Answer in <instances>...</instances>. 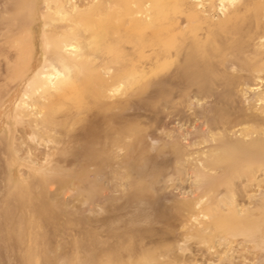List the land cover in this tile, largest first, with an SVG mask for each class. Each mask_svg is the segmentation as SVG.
Segmentation results:
<instances>
[{
  "label": "bare ground",
  "instance_id": "bare-ground-1",
  "mask_svg": "<svg viewBox=\"0 0 264 264\" xmlns=\"http://www.w3.org/2000/svg\"><path fill=\"white\" fill-rule=\"evenodd\" d=\"M0 56V78L10 82L0 105L24 84L4 116L12 140L3 130L0 162L11 151L44 174L28 181L33 187L80 189L82 205L106 206L108 216L87 228L101 236L87 235L89 264H196L217 252L201 246L215 235L249 247L264 235V195L252 199L253 209L236 208L251 184L264 182L256 176L264 172V90L256 91L264 86V0H0ZM244 86L253 90L249 112ZM157 97L167 110L153 104ZM176 120L194 129L161 138L159 126ZM147 137L160 145L149 148ZM184 167L195 198L160 202L165 178L185 177ZM117 179L122 200L110 195ZM192 217L209 225L193 228ZM183 234L192 241L179 253Z\"/></svg>",
  "mask_w": 264,
  "mask_h": 264
},
{
  "label": "rangeland",
  "instance_id": "rangeland-1",
  "mask_svg": "<svg viewBox=\"0 0 264 264\" xmlns=\"http://www.w3.org/2000/svg\"><path fill=\"white\" fill-rule=\"evenodd\" d=\"M70 2H74V0H66V6H68ZM43 6H45V4ZM220 8L221 4L217 2V9L211 7L209 11L210 16L216 18L221 14ZM261 41H263V39ZM38 55L39 50L37 47L34 52V58H37ZM40 58L41 57H39V59ZM0 60H2L0 61L1 69V63L3 62L2 56H0ZM229 70H233V68H229ZM30 72L31 70H28L24 73V77ZM104 74L108 76L107 73ZM2 76L5 77L4 75ZM1 79L3 80V78H0V80ZM2 80L0 81V90L4 91L3 88L6 87L4 85L5 82L7 86H9L10 82L7 84L8 80ZM250 88H255V86ZM5 89H8V87ZM243 89L246 91V95L242 98L241 105L244 109H248L247 111L249 112L253 104V90L246 89L245 86ZM263 90L264 86L256 89V91L259 92ZM23 91L24 84L23 81H20L9 91L8 95L3 98V103L0 105V136L3 134L4 130L6 133L5 139L10 142L12 139L6 131L7 126L4 122V116L8 113H13L14 104H19ZM155 99L153 104L156 107L159 105L161 106V98L157 97ZM194 102L197 103V105L195 104L196 107L204 103L202 100L196 102V99ZM256 104L255 108L259 106L260 101L256 102ZM160 106L157 108L167 110L164 107L160 108ZM255 108L252 109V111H256ZM238 128L239 127L234 128L236 134L230 132L228 135L231 136V138L237 136L239 134L237 131ZM193 129L194 125L192 123L184 124L183 121L179 122L176 120L169 129L159 126L158 132L159 135H162L160 136L161 138H169L171 136L175 137V135L182 132H184L185 135L187 131H192ZM202 129L206 132L205 127L202 126ZM217 130L219 129H216V131ZM14 135L15 131L12 130L11 136ZM160 140V138L153 139L147 137L148 147L160 145ZM186 144L187 141L181 136L180 147L183 149ZM196 150L198 151L193 154L194 157L201 152L199 149ZM122 152L123 150H119L118 153L121 154ZM9 155L8 159H4L5 162H0V164H2L0 166V173L2 174H0V176H3L0 177L3 178L2 180L0 179L2 181L0 184L2 185L0 187V264H89L87 248L90 245L91 237L87 235L95 234L98 237L97 239H100L101 236L96 233H100L96 229L95 232H87V228L88 225L96 224L98 219L108 216V214L104 213L106 206L100 202H96L88 208L84 204L82 205V199H84L85 196L84 192L80 189H73L71 187L55 188L54 186H49L48 188V186H43L41 184L33 187L28 181L35 179L38 183L39 180L43 182L45 180L44 174L38 175V170L34 169L36 167L28 164L26 161L16 158L17 156H15L13 152L10 151ZM118 158L120 159V157ZM174 160L175 159L172 161ZM177 160V162L181 163L180 159ZM6 164L9 166L8 170H5ZM19 170H21L22 173H20ZM184 170L187 173L183 178L177 177L175 180H170L169 177L165 178L167 194H164V196L159 199L160 202L169 205L172 199L190 200L195 198L197 193L192 187L194 176L191 174L188 167H184ZM23 172H28L31 177H23ZM48 172H50V170H48ZM49 175H51V173H49ZM256 176L258 179H264V172H258ZM69 177H71L70 174H59L54 178ZM9 178L12 180L11 184H7ZM177 182L182 183L189 192L183 193L184 190L179 191V189H174L171 185ZM116 183L122 182L118 179L117 182H112L110 195H115L118 200H122V198H120L123 197L121 191H119V189L114 191L115 185H117ZM30 187H32V189ZM162 188H164V185H162V187L159 185V191ZM262 195H264V182L259 186L251 184L247 190L246 197L239 206L236 207L238 213L242 214L247 208L253 209L252 199ZM203 200H208V193L204 195ZM262 214L264 216V209ZM88 218L91 221H88ZM191 220L192 221L188 222V225L192 222L193 228L194 226H197L196 228H202L209 225L202 224L207 221L206 217L199 218L201 223L193 221V217ZM188 235L189 234H187V236ZM185 236L186 234H183L175 239V246L179 253L182 252L180 247H185L192 241ZM233 239L234 241L230 242V237L219 234L213 237L211 243L201 244L207 252L210 251L212 253L214 250L217 252H214L213 256L209 259H197L196 264H219L222 259L234 260L235 264H256L259 260L256 252H260V254L264 256V235L261 236L259 241L255 244V247H249L244 239L236 237ZM196 245L199 244H194V246ZM239 252L241 256L238 254Z\"/></svg>",
  "mask_w": 264,
  "mask_h": 264
}]
</instances>
